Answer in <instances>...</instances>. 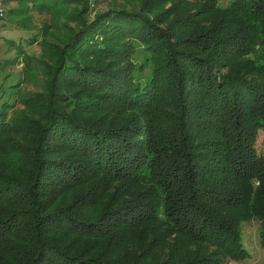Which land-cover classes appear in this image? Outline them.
Wrapping results in <instances>:
<instances>
[{
	"label": "trees",
	"instance_id": "trees-1",
	"mask_svg": "<svg viewBox=\"0 0 264 264\" xmlns=\"http://www.w3.org/2000/svg\"><path fill=\"white\" fill-rule=\"evenodd\" d=\"M37 1L67 22L26 40H42L40 92L0 64V264L243 261L252 218L264 249V0H124L91 19L89 0ZM8 43L3 65L35 75Z\"/></svg>",
	"mask_w": 264,
	"mask_h": 264
},
{
	"label": "rangeland",
	"instance_id": "rangeland-1",
	"mask_svg": "<svg viewBox=\"0 0 264 264\" xmlns=\"http://www.w3.org/2000/svg\"><path fill=\"white\" fill-rule=\"evenodd\" d=\"M219 4L224 5L229 0H217ZM90 7L88 12V18L93 16L102 10L122 4L124 0H89ZM37 0H4L5 13L0 17V64L4 67V73H10L14 81L16 79L21 80L23 89L25 92L34 93L42 90L43 75L41 69L43 66L44 54L42 40L34 42L32 45H27L26 40H31L41 25L50 24V30H54V22L56 19L59 23L65 24L67 19L62 15L54 16L52 13L39 12L37 6ZM170 3H167L168 6ZM77 3L70 4V7L77 8ZM70 26H74V22H69ZM42 38V37H41ZM51 40H57L56 35L50 34ZM8 41L22 42L25 50L35 57V63L38 62L37 72L35 70L33 76L28 79L25 78L22 72L23 64L18 63L16 65L5 63V59L12 58L15 55L14 49L10 47ZM255 147L257 151L264 155V130L261 127L255 129ZM258 226L259 220L252 218L247 221H243L240 225L242 232V244L247 249L250 257L243 261H227L225 264H264V249L261 247L258 238Z\"/></svg>",
	"mask_w": 264,
	"mask_h": 264
},
{
	"label": "built area",
	"instance_id": "built-area-1",
	"mask_svg": "<svg viewBox=\"0 0 264 264\" xmlns=\"http://www.w3.org/2000/svg\"><path fill=\"white\" fill-rule=\"evenodd\" d=\"M4 13H5L4 0H0V17H2Z\"/></svg>",
	"mask_w": 264,
	"mask_h": 264
}]
</instances>
